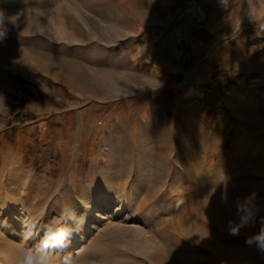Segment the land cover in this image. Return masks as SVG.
<instances>
[{"label":"rangeland","instance_id":"rangeland-1","mask_svg":"<svg viewBox=\"0 0 264 264\" xmlns=\"http://www.w3.org/2000/svg\"><path fill=\"white\" fill-rule=\"evenodd\" d=\"M203 2L0 0V264H264V30L226 55Z\"/></svg>","mask_w":264,"mask_h":264},{"label":"crops","instance_id":"crops-1","mask_svg":"<svg viewBox=\"0 0 264 264\" xmlns=\"http://www.w3.org/2000/svg\"><path fill=\"white\" fill-rule=\"evenodd\" d=\"M203 3L206 9L211 11L209 0H204ZM229 7L231 9L227 12L216 11L217 14L215 13V16L211 17L210 28L221 36L220 47L226 55L232 52L236 53L241 48H249L248 50H251L255 44L250 46V42L254 38L255 33L253 32V27H249V21L261 24L264 30V0H231ZM245 18L247 26L245 24L241 25L242 28L238 31L236 27L241 24L240 20ZM203 41L204 39L201 37H193V43L198 48L205 45ZM201 68L203 69H201L202 71L198 70L200 72L199 78L203 79L208 75L210 66L203 64Z\"/></svg>","mask_w":264,"mask_h":264},{"label":"clouds","instance_id":"clouds-1","mask_svg":"<svg viewBox=\"0 0 264 264\" xmlns=\"http://www.w3.org/2000/svg\"><path fill=\"white\" fill-rule=\"evenodd\" d=\"M5 19V13L3 10H0V36L4 35L2 28L3 22ZM251 197H249L243 204L238 206V212L240 213V222L231 226V234H238L241 227H246L249 224V221L252 219L253 212L251 209ZM74 223L77 224L75 229L61 227L53 231H46L44 238L41 241L40 249L48 250L52 249L53 251L59 250L62 251L65 248L70 247L72 237L79 233L82 228V222L74 220ZM249 243H256L257 246L264 250V227L250 236L248 239ZM17 264H47L45 260L40 258L37 254V251L34 250H25L24 254L18 259ZM63 264H71V262L65 258Z\"/></svg>","mask_w":264,"mask_h":264},{"label":"built area","instance_id":"built-area-1","mask_svg":"<svg viewBox=\"0 0 264 264\" xmlns=\"http://www.w3.org/2000/svg\"><path fill=\"white\" fill-rule=\"evenodd\" d=\"M188 2L190 4L199 5L201 0H188ZM219 2L221 5L225 6V5H228L231 2V0H219ZM249 24H250V22H249ZM255 27H256V30H260V26L258 24ZM217 81H219V80H217Z\"/></svg>","mask_w":264,"mask_h":264},{"label":"bare ground","instance_id":"bare-ground-1","mask_svg":"<svg viewBox=\"0 0 264 264\" xmlns=\"http://www.w3.org/2000/svg\"><path fill=\"white\" fill-rule=\"evenodd\" d=\"M3 54H6V50L0 48V55H3ZM194 91H196L197 93H201V90L200 89H196ZM99 217H102V214H100Z\"/></svg>","mask_w":264,"mask_h":264}]
</instances>
